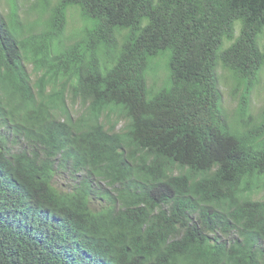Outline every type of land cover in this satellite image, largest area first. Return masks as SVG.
Wrapping results in <instances>:
<instances>
[{
    "label": "trees",
    "instance_id": "16d2710c",
    "mask_svg": "<svg viewBox=\"0 0 264 264\" xmlns=\"http://www.w3.org/2000/svg\"><path fill=\"white\" fill-rule=\"evenodd\" d=\"M15 5L0 14V264H72L76 248L102 264H264V107L233 128L206 73L227 69L233 97L264 84V0H41L29 22ZM72 10L82 25L64 41ZM77 89L96 112L72 122L55 97ZM106 104L154 125L107 134ZM212 216L257 238L228 239L222 262L195 254Z\"/></svg>",
    "mask_w": 264,
    "mask_h": 264
},
{
    "label": "clouds",
    "instance_id": "9594fccd",
    "mask_svg": "<svg viewBox=\"0 0 264 264\" xmlns=\"http://www.w3.org/2000/svg\"><path fill=\"white\" fill-rule=\"evenodd\" d=\"M11 6L9 9V13L7 14V16H3L0 12V14L4 17V19L9 20L10 17L9 14L11 12V7H12V0H9ZM16 3V1H15ZM39 6V4H38ZM38 6L35 8H33V12H36ZM40 7V6H39ZM16 10V17L20 20V21H25L21 18H19L18 15V11H17V6L15 5V7H13ZM41 8V7H40ZM1 16V17H2ZM37 17H38V13H37ZM35 17L33 20H36ZM32 20V21H33ZM29 22V21H26ZM67 27V25H66ZM74 32V31H73ZM72 32V33H73ZM71 33V34H72ZM70 39V35L68 37H66V29H65V38L64 41ZM211 70H206V73L212 74V75H217L221 77V83L219 84V89L220 91L222 90L223 92V100H222V105H223V109L225 111V113L228 115L229 120L228 122L231 123V126L233 128H237L238 130H242L245 127L247 118H253L256 115H259V113L261 112L262 108L264 107V103H263V99H264V94L262 97V104L259 108L258 111H254V106H253V94L254 91L257 87L259 86H263L264 88V84L262 83V81H260L259 84L257 85H252L253 88L251 90V95L250 93H247V91L245 90V88L241 87V91H239V93L237 94V97H233L230 95L229 93V88L225 86V79L227 77V74H229V71L227 69H224L223 67L219 66V65H212L211 66ZM29 72L32 75V79L36 80L37 75L32 72V67H28ZM152 80H157V79H151V77H149L148 75L146 76L145 82L146 85L150 86L153 85L154 82H158L157 86H162L163 82L160 81H152ZM160 82V83H159ZM2 81L0 80V96L7 94L8 92L6 91L5 86H2ZM224 87L227 88L228 91V95L226 97H224ZM50 88V87H49ZM48 88V90H49ZM244 92L247 93L246 96H244ZM20 95V99L22 101V104H24V100H23V96L22 93H19ZM34 100L31 99V102H33ZM55 101L56 102H62L61 104V110H63L66 115L69 117L70 121L72 122H76L80 117H82L84 115V113L91 109L92 107L95 109L96 112V100L93 99V96H91L90 94L82 91V90H76V91H69V92H64L62 98L61 96H57L55 97ZM114 108L112 107L111 104H106L103 106H98V110L97 113L100 116V121H101V127L103 128V131L106 132L107 134H111V135H124V136H128L127 139H132L136 134H138V129H140V123L142 124L143 128H149L151 126H153V119L154 116L151 114H147L144 116H141V118H139L138 122L135 123L136 121V112L133 110L132 111V116L130 117H126L124 116V114L122 113L123 111L117 112V111H112ZM222 128L224 130L226 129H230L227 128L225 126L222 125ZM162 129L158 128L155 131H153V133H155L156 137L160 134V137L162 136L163 132H161ZM30 138V135H29ZM30 140L32 141V144L35 147H38L41 149V151H45L44 147H45V143H40L38 141L32 140L30 138ZM65 140V138H64ZM49 157V156H48ZM59 157V155H53L52 156V160L55 161L57 160ZM230 156H228V160H230L231 158H229ZM204 163V161H203ZM183 167H187L184 164H180ZM201 166L198 168L200 169ZM217 168V167H216ZM240 166H238L237 164L234 165L233 169L238 171L240 170ZM189 169V168H188ZM191 169H194L191 167ZM177 171V170H175ZM199 171H191V173H195V175L198 173ZM60 174V173H59ZM58 174V175H59ZM57 175V176H58ZM248 181V180H247ZM246 181V182H247ZM119 180H117L116 185L113 189H111V187H113L112 185H105L102 181H101V185L104 187L105 191L109 190V191H113L114 193L116 192V190L119 187ZM241 189V187H240ZM239 189V191H240ZM220 195H223V197L225 198V189L222 190V192H220ZM109 201V198H107ZM226 199V198H225ZM92 201H93V197H92ZM106 201V200H103ZM104 202H100L99 201V206L97 208L94 207V209H100L102 207ZM89 205H92L89 204ZM119 207H116L114 209H118ZM118 214V213H117ZM228 223L223 224L224 221L223 220H219L217 217L212 216L210 222H208L205 225L206 230L200 234V235H205V238L203 240H200L197 243V250H194V253L197 254V251L200 252L202 251L203 254L205 256H209V260H214V257L217 258L218 261H223L224 259V252L230 253L227 250H224L223 247H227L226 242L228 241V239H232L235 241H241L243 235H245L246 237H251V238H257V233L258 231H253L252 228L246 227L244 226L242 223L240 222H234V219H230L227 220ZM214 225H217L215 227H213ZM213 227V228H212ZM44 234L47 232V230H44ZM77 250L79 249H74L73 252L75 253V257L77 258V261H73L72 264H102L100 263L98 260H96V258L94 257H89V258H83L81 256V253H77ZM193 251V249L191 250ZM67 255H69L66 251H62V253L59 255V257L65 262L68 263V261L71 258H74V255H69L70 258L67 257Z\"/></svg>",
    "mask_w": 264,
    "mask_h": 264
},
{
    "label": "rangeland",
    "instance_id": "374dc122",
    "mask_svg": "<svg viewBox=\"0 0 264 264\" xmlns=\"http://www.w3.org/2000/svg\"><path fill=\"white\" fill-rule=\"evenodd\" d=\"M16 1V6H17V11L19 18L25 20V21H32L35 17H37V13L33 12V8L37 7L38 4L40 3L41 0H15ZM58 0H50V6H54L57 3ZM10 2L9 0H0V12L3 16H7L9 13L10 9ZM70 15L68 17V25L66 27V37L71 35V33L80 28L82 25L81 19L77 12L75 10H72L69 12ZM224 97H226L228 94L227 88L224 87ZM264 94V88L263 86H259L255 89L254 94H253V106H254V111H258L261 104H262V97ZM55 185L61 188L62 190H67L70 185L71 181L67 177V174L65 173H60L58 176L55 178ZM99 206V201L94 199L92 201V207L97 208Z\"/></svg>",
    "mask_w": 264,
    "mask_h": 264
}]
</instances>
